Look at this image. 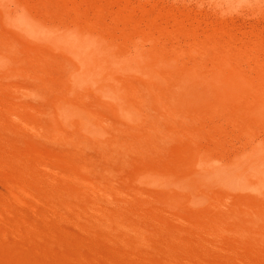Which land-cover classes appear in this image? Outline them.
<instances>
[{"label": "rangeland", "instance_id": "rangeland-1", "mask_svg": "<svg viewBox=\"0 0 264 264\" xmlns=\"http://www.w3.org/2000/svg\"><path fill=\"white\" fill-rule=\"evenodd\" d=\"M24 12H26V14ZM67 24L68 26H66ZM79 26H81V28ZM90 28H94V30L91 29L90 31ZM86 30H88V32ZM0 37H3L2 40L5 41L8 48L7 50L0 49V118L4 116L2 118L6 120V126H3L0 122V158L2 157L0 160V180L3 177L8 180L7 178L11 175L14 176L12 172H15V174L17 172L19 173V171L22 174L27 173V168L23 167L25 166L24 163L23 165L20 163V158L25 154L28 156V159H26V157L22 158L23 161L26 159L25 162H32L35 165H33L34 170L41 169L36 166L38 165L36 163H39V161L37 162L36 157H34L35 152L54 158L60 166H62V164H60L59 158L65 155L69 158L71 164L78 165L87 172H92L95 177L102 180L105 184L108 185L113 180L111 183H113L118 192L116 193V198L123 204L125 203L123 202L125 201L123 193L125 194L128 189L132 196L134 195L135 198L137 197L136 199L134 198L135 201H133V206L135 208H141L143 213L147 212L144 211L143 205L146 206L145 209L148 210L147 214L151 212L149 214L151 216L156 215V213H158L156 210L162 207H164L162 210L165 212H170L171 209L173 211L176 209L177 212H181L178 214L181 218V222H179L180 220L175 221L171 217H166V228H162L161 231L158 229L157 231L159 232L156 233L157 235L159 234L158 236L160 238L158 237L157 239L156 235V238L154 237L155 239L153 238L150 240L152 236L146 235L147 239H142L144 241L140 240L141 243L143 242L142 245L141 243L139 244V241L138 243H136V241L134 244L131 243L130 245L129 242L128 244L126 243L127 239H125L126 236L123 232L111 224V219V221L108 220L111 226H107L105 229L104 227H101L103 228L101 229L99 226H95V222L91 220V216L89 219L90 214L88 215L85 213L87 218L86 215L83 214V211L86 212V210L84 209V202L82 203L80 201H83L84 198L76 191H73L72 188L62 183L56 182L55 184V182H51L52 180L50 181L48 174L42 173L43 171L41 172L40 170L41 175L44 174L43 176L47 178L40 182H35L31 173H29V175H31L32 178L28 175L26 177L29 183L35 185L38 191L40 190L39 196L36 194L38 191L36 193L30 191L32 192L30 193L29 190L24 193H20L19 191V193L16 192L13 194L7 187L2 186V184L4 185L3 179L0 184V186H2L0 190L3 192L2 188L6 189L3 193L1 191L0 193H2L4 198H7V201L12 197L14 201L11 199L9 203L11 204L13 202V208L20 211L14 210V213L15 211L18 213H13V215L9 217L4 215L7 219H4L7 221V224H5L8 227L3 226V228L6 227V230L8 228L10 229H8L9 231L7 230L8 233L6 231L7 234L11 231L13 232H11L12 234L8 237L10 239L9 241H7V234H4L5 231H3V234L0 233L1 235H6L2 236V238L5 237L4 240L0 236V264H38L37 261H41V264L46 261L47 262L44 264H205L206 262L208 264H264V115L262 117L253 116L250 118L252 115L247 114L243 109H236L239 108V103L236 102L233 97H231L230 105H236L228 110V113L230 112L232 116L230 113H227V116L226 114L214 115V113L211 114L212 112L209 113V111L207 114V111L202 113L197 106L190 108L192 112L190 111L188 113H193L191 116L188 113L187 115H182L181 113V115H177L176 109V111L170 110L166 106L169 105L171 99L168 100L170 97L167 93L163 92L164 89L161 90V88H163L162 84H159L152 78V73L149 69L151 66L148 62L144 61L137 66L134 64L133 67H128L127 64H124L125 62L119 60L122 55H132L133 57L140 55L146 59L155 58L156 55L157 58H168V60H166L168 62L161 66L171 75L179 72L178 69L181 71V68H185L184 71L195 70L197 69L196 67H198L197 64L199 65L200 63L199 68L202 66V68H200L201 70L210 71L212 69L213 71L211 70L212 72L210 71L209 73L215 74H226V72L229 74L233 72V70L238 71V69L251 73L259 71L264 72V0H0ZM148 48H150V50ZM154 48H156V50ZM157 48H161V51H159L161 54L159 55V52L155 53L158 50ZM70 52L72 54H70ZM162 52H164V56H167L166 58L162 56ZM8 53L10 55H8ZM43 53L48 54L45 56H50L46 64L42 63ZM77 53L78 56L76 58L78 59L74 57L72 58L74 61H70V57L72 55L76 56ZM172 55L173 57H171ZM224 57L226 58V63H224L225 61L221 62L225 59ZM4 58L9 60L12 59L15 62L11 61L9 65H6L4 64L6 62ZM190 59L198 60L199 63L197 61L191 62ZM227 59L229 61L231 60L230 62L233 63V65L230 64L231 66H234L235 63V69L229 65L230 62H227ZM76 61H78L81 67L77 66ZM82 61L85 63L82 64L83 66L80 64ZM184 61L185 65L182 66V62ZM218 62L220 64L219 66H221L220 68H218ZM43 64L46 65V67ZM186 64L188 68L193 64L194 67L188 69L186 68ZM75 66L79 67V69ZM44 69L48 71V74L44 72ZM76 69L79 72L81 70V72L79 73ZM216 69L218 70L216 71ZM219 69L220 71L222 70V72H220ZM223 70L226 72H223ZM208 71L204 73L209 74ZM141 72L145 73L146 78L140 77ZM112 73L114 76H111ZM125 77L128 78L125 79ZM122 79H129L131 82L132 80H136L133 81V83L138 86H143L145 84L146 87H154V93L151 95L153 98L149 99L150 96H148V103L151 104L150 108L152 114L158 119L161 127L164 128L165 132L163 131L162 134L163 137L165 135V141L169 139V142L167 143L166 141L163 145L162 150V155H164L162 164L165 168L169 169L170 166L180 163V161L186 157H190L192 153L191 147L194 145H202L205 148L207 147L206 149L212 147L223 155L225 153L223 157L224 159L226 158V163L228 162V171H223L220 174L207 177H211L209 179L216 181L218 185L225 187L228 191V207L226 209L228 212L226 210L223 212V214H225V211L227 212L225 214L229 222L226 223L227 225H220L218 221L209 223L207 221L208 216L205 220L204 216L207 213H205L206 211L203 212L204 210L200 211L203 213L202 214L194 208H184L183 205L170 206L166 201L164 203L162 202V204H160V201V205L157 203V208L156 203H152L156 202L152 197L148 198L150 206L146 204L147 202L145 205L140 201V198L135 193L137 189L142 190L144 188V192L152 191L151 186L138 179L139 172L144 170L147 164L141 163L138 160L137 153L134 151L129 152L130 150L128 148H130V143H128L126 139L128 136L131 138L134 137L133 139H135V137L138 139V137L140 138V134L138 129L135 128L133 120L124 117L122 114H118L117 116L116 111L114 110V112L112 110V102L119 104L121 109L124 108L123 106L125 104L115 99L116 97L114 98L108 95L104 90L106 86L118 87ZM137 81L139 84H137ZM167 86L170 88V91L174 92L173 79L168 80ZM63 88L68 90V93L65 95L70 96L72 99L62 95L61 89ZM71 89L72 92L70 91ZM155 92L160 93L156 95ZM75 93H77V95H75ZM68 99L71 102L67 101ZM77 99L79 103L82 102V105L80 104L81 106L84 104L83 108L85 109L91 110L93 106L97 108L100 107V110L103 109V112L112 120V125L108 126L109 134L105 137L112 139L110 143L106 145L98 144L96 139L103 138L98 133L90 134L83 128H79V130L74 132H68L67 129L62 126L63 121L70 118L71 104L75 103ZM160 100L163 101L161 102L162 107L160 103H158ZM16 103L23 104V106L25 105L24 107L27 106L28 109H33V113L35 112L33 117H30V120L28 117L25 118L28 120V123L18 121L14 117L12 110L10 111V106L12 109ZM163 104L166 108L163 107ZM175 105H177L176 102ZM87 106H89V108H87ZM110 106L111 108L109 109ZM232 110L241 111V115L238 116L235 111ZM169 111L172 112L170 115L168 114L170 113ZM200 112L201 116L198 117ZM194 113H198L196 117H193V115H195ZM175 115H177V117ZM223 115L226 117H220ZM236 116H238V118L242 116L241 120L240 118L237 119ZM242 118H244V120H242ZM117 124L124 126L125 128H123L126 130V133H120L115 130ZM126 124L129 125L126 126ZM53 127H57L60 130L55 133V138L50 137L49 130ZM71 134L75 135L76 138L68 139V141L62 140L65 137L72 136ZM248 136H255V141L253 140L254 142L248 143ZM60 137L64 138L61 139ZM214 138L218 140L219 144ZM242 145H244L245 148ZM79 148H82L81 157H78L76 154ZM221 149L224 150V152ZM105 151L114 152L117 162L115 159H108L104 155ZM22 152L25 154L19 157L22 155ZM5 154H11V157L8 158ZM117 156H120V158ZM146 156L147 160L150 162L151 153H148ZM121 158L130 162H121ZM2 159L5 161V164L8 165L9 163L13 166H10L12 172L7 170L9 174L8 172L6 173V169L10 167L4 166V163H2L4 161ZM28 172L30 171L28 170ZM18 173L16 174L17 176ZM21 173L19 174L22 175ZM25 175L26 174H24V176ZM14 177L11 176L9 181L18 185V177ZM41 185L43 186L41 187ZM50 185L56 192L60 191V194H58L61 196L57 193L50 192L52 190L49 188L53 189ZM58 187L59 190H57ZM45 188H48V191ZM121 188L123 193L121 192L122 190H120ZM8 191L10 192L9 194ZM26 193L29 195L32 194V196L34 195L33 198L30 196L29 199V195ZM40 194H43L42 196L45 197L42 198ZM65 194L73 199L74 202H71L72 204L76 203V207L77 205L80 207L81 204L84 206H81L79 209L77 208L79 212L82 210V212H80V217H78L79 215H77L78 218L76 217V214L79 213L75 212L77 211L75 210L76 208H72L74 211L70 209L71 207L69 208L70 211L76 213L73 214L69 210H66L68 208L65 209L60 203L58 204L60 199H63L62 196H66ZM57 195L60 199H56ZM15 197L21 198L17 200ZM49 197L52 198L51 200L53 202H51ZM151 199H153V201ZM44 200H46V202ZM107 200L106 205H104L105 203L102 204L111 208V206H109L110 201L108 198ZM16 202H19L20 206L23 204L26 205L28 202L29 209L26 207L27 205H23L26 208L23 206H21V208ZM36 202L39 203L37 204ZM48 202L56 205V209L52 204L47 205L46 203ZM14 203H16L17 206L14 205ZM40 204H42L43 207ZM163 204L167 206V210L169 209L168 211ZM233 206L238 208L239 211ZM35 207H38V209L40 208L41 211L39 209L38 212L37 209L36 212ZM50 207H52V210L47 209ZM139 208L135 211H142ZM230 208H233L234 211H232V209L230 210ZM54 209L59 213L58 217L54 212L56 214L55 216L59 220L62 219L60 222H58V219H55L54 213L51 212L55 211ZM21 210L22 213L20 214ZM42 211H44L45 214H42ZM46 211H48L50 215ZM23 212L24 214L26 213L27 216L24 215ZM198 213L202 216L201 219L203 221L200 220L201 216L198 215ZM16 214H18V217H15ZM196 214L201 222L199 220L195 222L194 218H198L195 217L197 216ZM245 214L246 216H244ZM23 215L27 218L29 216L30 221L26 220V223V221H24L26 217ZM42 215H47L49 218L54 217L52 220H57V222H55L58 224L52 223V221H50L51 219L49 220V218L44 216L43 218H46V220L50 222L49 225L48 222L42 218ZM61 215L62 217H60ZM181 215L184 219H182ZM13 217L14 219H19L15 221ZM32 218L36 221L35 223L37 225L35 224V226L40 227V229L36 227L39 230L31 225L34 222ZM12 220L15 221L14 223L21 221L24 224L25 222L26 229L20 227L22 225L20 222V226H18L20 223H17L18 225L16 224L20 229V232L19 230L17 231ZM142 220L136 215V212L130 215V221H132L131 223L133 225L143 224L144 227L148 228L150 225H146L149 221L146 219ZM144 220L147 221L146 224ZM28 222H32L29 224L32 227L28 225ZM11 224L14 225V227H12L13 229L9 227ZM52 224L54 226H52ZM170 224H172V226ZM173 225L176 226V228L179 226L184 229V231L174 228ZM56 226H59L57 228L61 227L62 230L57 229ZM168 226L173 228L169 230ZM51 228L54 231L53 234ZM213 229L219 230L220 236L208 233H213ZM25 230H29V232H27L30 233L28 234L29 236ZM176 230L178 232H176ZM37 231L38 233L44 232L46 236H43V234H39V236H43L45 240H43L42 237V239L38 238ZM55 231L66 232V236L62 232L58 233ZM35 232L37 234H35ZM67 232L70 233V235L67 234ZM56 233L59 237L62 235L61 240L59 237H54V235H57ZM192 233L198 236H192ZM133 234L136 235L134 231H132V235ZM48 235H51V239L53 236V239L51 240L48 238ZM27 236L30 239H27ZM107 236L108 238L110 237V239L107 240L105 238ZM66 237L69 238V241L72 240V242L65 240L67 239ZM148 237L150 239H148ZM171 237L175 238L176 242ZM23 238H25L24 241ZM31 239L32 241H29ZM105 239L108 242H106ZM111 240L113 244L110 242ZM32 242H35V244ZM10 243L13 244L11 245ZM70 244H72V246ZM255 245H257L256 249ZM21 246L24 248L21 249ZM144 246L147 248L145 249ZM221 246L223 248H221ZM225 246H227L226 248H228V250H226ZM26 248L31 255L33 254L32 256ZM41 248L43 249L41 250ZM148 248L149 250L152 249V252L148 251L149 253H146ZM170 248L171 250H169ZM135 250H137V253L139 251V253L137 254L134 252ZM211 250L212 252H210ZM36 251L41 253L38 254ZM194 251L197 253L196 255ZM203 251L209 252V254H203ZM257 251H261L262 255H258ZM120 252L124 254L117 255ZM201 253L203 256L200 255ZM58 254L60 255L59 259L57 257ZM211 254L215 257L210 256ZM218 254H220V257H218ZM33 256H35V258ZM127 256L128 258L124 259V257ZM134 256L137 258L134 259ZM221 257L225 259L224 261L222 259L223 262L220 259Z\"/></svg>", "mask_w": 264, "mask_h": 264}, {"label": "bare ground", "instance_id": "bare-ground-1", "mask_svg": "<svg viewBox=\"0 0 264 264\" xmlns=\"http://www.w3.org/2000/svg\"><path fill=\"white\" fill-rule=\"evenodd\" d=\"M5 13V12H4ZM25 14H26V12H24ZM67 23V22H66ZM75 24V23H74ZM66 26H68V24L66 25ZM65 26V27H66ZM78 26V25H77ZM69 27H70V25H69ZM80 28H81V26H79ZM93 27V26H92ZM71 28V27H70ZM95 28V27H94ZM94 28H90V31H91V29H93L94 30ZM83 29V28H82ZM72 30V29H71ZM84 31V30H83ZM87 32H88V30H86ZM86 32V33H87ZM93 33H95L94 31H92ZM90 33V32H89ZM98 33V32H97ZM96 34V33H95ZM99 34V33H98ZM85 36V35H84ZM3 38V37H2ZM2 38L0 37V49H4V50H7L8 48H7V45L5 44V41H3L2 40ZM129 41V40H128ZM78 42H80V41H78ZM84 42V41H83ZM132 42V41H131ZM89 43V42H88ZM81 44V43H80ZM86 44V43H85ZM132 44H133V42H132ZM89 46V45H88ZM98 46V45H97ZM130 46V45H129ZM9 47V46H8ZM107 47V46H106ZM132 47V46H131ZM136 47H138V46H136ZM139 47H142V46H139ZM156 47H157V45H156ZM160 47V46H159ZM158 47V48H159ZM161 47H162V45H161ZM87 48V47H86ZM157 48V49H158ZM10 49V48H9ZM91 49V48H90ZM149 50H150V48H148ZM155 50H156V48H154ZM13 50V49H12ZM93 50V49H92ZM159 51H161V48L160 49H158L155 53H157V52H159ZM3 52V51H2ZM102 52V51H101ZM100 52V53H101ZM12 53V52H11ZM79 53V52H78ZM78 53L76 54V56H71L69 59H70V61L72 60V58H76L77 56H78ZM164 52H162V54H163ZM70 54H72L71 52H70ZM69 54V55H70ZM159 54H161V52H159L158 53V55ZM8 55H10L9 53H8ZM45 55H48L47 53L45 54V53H43V55H42V60H43V62L42 63H44V64H46V61H47V59L50 57H48V56H45ZM86 55V54H85ZM88 55V54H87ZM95 55V54H94ZM7 56V55H6ZM99 56V55H98ZM107 56V55H106ZM162 56H164V54L162 55ZM81 57V56H80ZM165 58L167 57V56H164ZM171 57H173V55L171 56ZM176 57H177V55H176ZM1 58V57H0ZM52 58V57H51ZM225 58V57H224ZM35 59V58H34ZM38 59H40V58H38ZM67 59V58H66ZM76 59H78V58H76ZM98 59V58H97ZM170 59V58H169ZM173 59V58H172ZM175 59V58H174ZM177 59H178V57H177ZM176 59V60H177ZM223 59V58H222ZM1 60V59H0ZM4 60L6 61L4 64H6V65H9L10 63H11V61H13L12 59L11 60H9V59H5L4 58ZM85 60V59H84ZM95 60H96V58H95ZM119 60H121L122 62H125L124 64H127V66L128 67H133V65L135 64L136 66L138 65V64H142V62H144V61H146V62H148L149 63V65L151 66V68L149 67V69H150V71H151V73H152V78L156 81V82H158L159 84H162V87L163 88H161V90H163L164 89V91L163 92H165V93H167V95L170 97L168 100H170V102H169V105H166L167 107H168V109H170V110H174V111H176V113H177V115L179 114V115H187V113L188 112H190L191 111V107H193V106H197V107H199V110L200 111H202V113L204 112V111H207L206 112V114L208 113V111H209V113L210 112H212L211 114H213L214 113V115H216V114H226V116L230 113H228V110H229V108H231L232 106H234V105H236V104H234V105H230V100L232 99L231 97H233L234 98V100H236V102H238L239 103V108H236L237 110H244L247 114H250V115H252L250 118H252L253 116H259V117H262L263 115H264V72L263 71H259V72H254V73H251V72H247V71H244V70H239L238 69V71H234L233 70V72H231V73H229V71H228V73L229 74H227V72L226 71H224L223 70V72H226V74L225 73H218V74H215V73H209L210 71H208V73L209 74H207V73H204V72H207V71H204V70H201L200 68H202V66L199 68V66H200V64L198 65L196 62V64H197V66L198 67H196V65H195V67L197 68V69H195V70H192V71H184V69H182L181 68V71H180V69H178L179 70V72H176L175 74H170V73H168V72H166V70L164 69V67L163 66H161V65H163L164 63H166V62H168V61H166V60H168V58L167 59H163V58H157V55H156V57L154 58V57H152V58H143L142 56H140V55H136L135 57H133L132 55L131 56H126V55H122V57L120 56V58H119ZM179 60V59H178ZM219 60V59H218ZM49 61V60H48ZM72 61H74V60H72ZM79 61V60H78ZM78 61H76L77 62V66H79V63H78ZM103 61V60H102ZM188 61V60H187ZM190 61L192 62V61H197L198 62V60H191L190 59ZM189 61V62H190ZM221 61V60H220ZM219 61V62H220ZM223 61H225L224 63H226V58L224 59V60H222L221 62H223ZM231 61V60H230ZM228 59H227V62H230ZM256 61H257V58H256ZM13 62H15V61H13ZM53 62V61H52ZM69 62V61H68ZM80 62V61H79ZM93 62V61H92ZM176 62H178V63H181V62H179V61H176ZM219 62L217 63V65L219 66L220 64H219ZM238 62V61H237ZM58 63V62H57ZM71 63V62H70ZM103 63V62H102ZM199 63V62H198ZM43 64V65H44ZM74 64V63H73ZM81 65L82 64H85V63H83V61H82V63H80ZM230 64H232L233 65V63H229V65ZM59 65V64H58ZM75 65V64H74ZM183 65H185V61L184 62H182V66ZM194 65V64H193ZM193 65H191V67L189 66V68H192V67H194ZM45 67H46V65H44ZM77 66H75V67H77ZM83 66V65H82ZM179 66V65H178ZM187 66V67H186ZM186 68H188V65L186 64ZM228 66V65H227ZM231 66V65H230ZM79 67H81V66H79ZM79 67H77V69H79ZM98 67V66H97ZM96 67V68H97ZM221 66H219L218 68H220ZM232 68L234 67V69H235V63H234V66H231ZM188 68V69H189ZM76 69V70H77ZM90 69V68H89ZM94 69V68H93ZM187 69V70H188ZM202 71V73H201V71ZM223 69V68H222ZM178 70H176V71H178ZM206 70V69H205ZM215 70V69H214ZM218 69H216V71H217ZM78 71V70H77ZM83 71V70H82ZM213 71V70H212ZM211 71V72H212ZM219 71H220V69H219ZM230 71H232V70H230ZM44 72L46 73V74H48V71L46 70V69H44ZM79 72V71H78ZM77 72V73H78ZM80 72H81V70H80ZM79 72V73H80ZM220 72H222V70L220 71ZM174 73V72H173ZM82 74V73H81ZM87 74H88V71H87ZM122 74V73H121ZM74 75V74H73ZM76 75V74H75ZM80 75V74H79ZM81 76V75H80ZM87 76V75H86ZM111 76H114V74L112 73L111 74ZM127 76V75H126ZM79 77V76H78ZM77 77V78H78ZM124 77V76H123ZM140 77L141 78H146V76H145V73L144 72H141L140 73ZM71 78H73V77H71ZM104 78V77H103ZM128 78V77H127ZM126 77H125V79H127ZM130 78V77H129ZM139 78V77H138ZM81 79H83V78H81ZM106 79V78H105ZM125 79H122V82L120 81L119 82V86L118 87H112V86H106L105 88H104V90H105V92L108 94V95H110V96H112V97H116L115 99H117L118 101H120L121 103H124L125 105L123 106L124 108L123 109H121L120 108V105L119 104H117L116 102L114 103V102H112L113 103V108H112V110L114 111H116V115L118 116V114H122L124 117H126V118H130L131 120H133V122H134V125H135V128L136 129H138V132H139V134H140V138L138 137V139H136V137H135V139H133V138H131V137H127L126 139H127V141H128V143H130L129 145H130V148H128L130 151L129 152H131V151H134L135 153H137V155H138V160L141 162V163H145V164H147V167L144 169V170H141L140 172H139V174H138V179L139 180H141L143 183H145V184H147V185H149V186H151V189H152V191H149V192H144L143 190H144V188L141 190H139V189H137L136 191H135V193H136V195H138V197L140 198V201L143 203V204H145L146 202V204H148V206H150V203H148V198H150V197H152V198H154V201H156V202H152V203H156V205H157V203L159 204V202L161 201V203L160 204H162V202L164 203L165 201L167 202V204L168 205H170V206H179V205H183L184 206V208H188V207H190L189 209H196V210H198V212H200L201 210L203 211V212H205V213H207L206 215H205V213H204V217H205V220H206V217L208 216V218H207V221L209 222V223H213V222H215V221H218V223H220V225L222 224L223 226L228 222L227 221V219H228V217L225 215L227 212H228V210H226L227 209V207H228V191H227V189L225 188V187H221L220 185H218L217 183H216V181H214V180H211V179H209V178H211V177H207V176H213V175H216V174H220V173H222L223 171H228V162L226 163V161H225V159H224V157L223 156H225V153H224V155L222 154V153H220L218 150H216V149H213L212 147V149L211 148H209V149H206L205 147H203L202 145H194L193 147H191V151H192V153H191V156L190 157H186L185 159H183L182 161H180V163H178V164H176V165H173V166H170V168L169 169H167V168H165L164 166H163V164H162V159H163V156L164 155H162V150H163V145L165 144V142L167 141H165V135H164V137H163V134H162V132L164 131V128H162L161 127V125H160V123H159V121H158V119H156L155 117H154V115L152 114V110H151V104L150 103H148V96H150L149 97V99H152L153 97L151 96L153 93H154V87H146L145 86V84L142 86H138V85H136L135 83H133V81H136V80H132V82H131V80L129 81V79L128 80H125ZM170 79H173V81H174V88H175V90H174V92H172V91H170V88H168V86H167V83H168V80H170ZM73 80V79H72ZM78 80V79H77ZM102 80H104V79H102ZM142 80V79H141ZM71 81V80H70ZM74 81H76V80H74ZM73 81V82H74ZM139 82H140V80H139ZM139 82L137 81V84H139ZM107 83V82H106ZM142 83V82H141ZM146 83V82H145ZM155 83V82H154ZM173 84V83H172ZM171 85V84H170ZM151 86H152V84H151ZM229 86V87H228ZM81 87V86H80ZM49 88H50V86H49ZM76 88V87H75ZM229 88V89H228ZM69 89V88H68ZM74 89V88H73ZM71 92H72V89L70 90ZM70 91H69V94H70ZM79 91V90H78ZM160 91V90H159ZM61 92H62V95L64 96V97H67L68 95H65V94H67L68 93V90L66 89V88H63V89H61ZM77 92V91H76ZM79 93V92H78ZM156 93V92H155ZM157 93H160V92H157ZM157 93H156V95H157ZM75 95H77V93H75ZM155 95V94H154ZM159 95V94H158ZM163 95V94H162ZM230 95H232V96H230ZM165 96H166V94H165ZM69 98H70V96H68ZM67 97V98H68ZM104 97V96H103ZM111 97V98H112ZM163 97V96H162ZM78 98V97H77ZM79 98H81V97H79ZM70 99H72V98H70ZM83 99V98H82ZM105 99V98H104ZM164 99V98H163ZM213 99V100H212ZM64 100H66V99H64ZM84 100V99H83ZM162 100V99H161ZM160 100V102H158V103H160V106L162 107V105H161V102H163V101H161ZM165 100V99H164ZM167 100V99H166ZM67 101H70L69 99L67 100ZM76 102L75 103H72L71 105V108H70V112H71V115H70V118H67L65 121H63V125L62 126H64L65 127V129H67V131L68 132H74V131H76V130H79V128H83L85 131H87L88 133H90V134H100V136H102L103 138H101V139H96V142L98 143V144H108V143H110L111 141H112V139H109V138H105L108 134H109V131H108V126H110V125H112V120L110 119V118H108V116L103 112V109L102 110H100V107H92V109L91 110H89V109H85V108H83V106H84V104H83V106H81L82 104V102L81 103H79V100L77 99V100H75ZM158 101V100H157ZM71 102V101H70ZM105 102V101H104ZM175 102L177 103V105H175ZM79 103V104H78ZM157 103V104H158ZM174 103V104H173ZM81 104V105H80ZM109 104H111V103H109ZM109 104H108V106H109ZM165 104V103H164ZM164 104H163V107L164 108H166V106H164ZM168 104V103H167ZM150 105V106H149ZM238 105V104H237ZM25 106V105H24ZM23 106V104L21 105V104H17L16 103V105H14L13 106V108L11 109V106H10V111L12 110V112L14 113V117L18 120V121H20V122H26V123H28V120L27 119H25V118H29V120L33 117V115H34V113H33V109L31 110V109H28L27 108V106L26 107H24ZM82 107V108H81ZM86 107V106H85ZM242 107V108H241ZM87 108H89V106H87ZM111 108V106L109 107V109ZM234 108V107H233ZM153 109V108H152ZM176 109V110H175ZM9 110V109H8ZM165 110H167V109H165ZM37 111V110H36ZM112 111V113L114 114V112ZM168 111V110H167ZM174 111H173V113H174ZM232 111H235V113L239 116V115H241V111H236V110H232ZM170 112V111H169ZM192 112V111H191ZM239 114H238V113ZM172 112H170V113H168L169 115L171 114ZM181 113V114H180ZM195 113H196V111H195ZM194 113V114H195ZM228 113V114H227ZM233 113V112H232ZM234 113V114H235ZM243 113V112H242ZM188 114H190V116L193 114H191V113H188ZM198 114V113H197ZM197 114H195V115H193V117L195 116H197ZM231 114V113H230ZM233 114V115H234ZM115 115V116H116ZM177 115H175L176 117H177ZM208 115H210V114H208ZM207 115V116H208ZM2 116V115H1ZM32 116V117H31ZM116 116V117H117ZM201 116V112H200V115H198V117H200ZM225 115H223V116H220V117H224ZM225 116V117H226ZM231 116H232V114H231ZM238 116H236L237 117V119H239L240 118V120H241V117L242 116H240L239 118H238ZM2 117H4V116H2ZM0 118V122H1V124L3 125V126H6V120H4L3 118ZM31 117V118H30ZM119 117H120V115H119ZM179 117V116H178ZM188 117H189V115H188ZM193 117H192V119H193ZM204 117H206V116H204ZM217 117V116H216ZM60 118V117H59ZM209 118V117H208ZM218 118V117H217ZM249 118V119H250ZM174 119V118H173ZM176 119V118H175ZM214 119H215V117H214ZM228 119V118H227ZM242 120H244V118H242ZM31 122V121H30ZM29 122V123H30ZM59 122V121H58ZM61 122V121H60ZM125 122V121H124ZM245 122V121H244ZM126 123H128V122H126ZM55 125V124H54ZM58 125V124H57ZM127 125H129V124H126V126ZM49 126H50V128H51V125L49 124ZM124 126H122L121 124L119 125V124H117V126L115 127V130H117L118 132H120V133H126V130H124V128H123ZM132 127V126H131ZM164 127V126H163ZM129 128V127H128ZM135 128H133L134 130H136ZM49 129V128H48ZM133 129H130V130H133ZM166 129V128H165ZM81 130V129H80ZM128 130V129H127ZM50 131V137L51 138H55L56 136H55V133H57V132H59L60 130H59V128H57V127H53L52 129H50L49 130ZM165 132V131H164ZM129 134V133H128ZM72 135V134H71ZM249 137V141H248V143L249 142H254L255 141V136L253 137V136H248ZM247 137V138H248ZM61 139L62 138H64V137H60ZM75 139L76 137H75V135H72V136H70V137H65L64 139H62L63 141H68V139ZM257 139H259L258 137H256ZM66 139V140H65ZM215 139V138H214ZM213 139V140H214ZM254 140V141H253ZM261 140V139H260ZM74 141V140H73ZM215 141L219 144V142H218V140H216L215 139ZM169 142V139H168V141H167V143ZM245 143H246V141H245ZM221 144V143H220ZM213 145H214V142H213ZM222 145V144H221ZM246 145V144H245ZM168 146V145H167ZM211 146V145H210ZM217 146V145H216ZM218 146H220V145H218ZM244 148H245V146L244 145H242ZM81 147V146H80ZM223 147H227V146H223ZM222 147V148H223ZM243 147H242V149H243ZM215 148V147H214ZM218 148V147H217ZM220 149V148H219ZM247 149V148H246ZM120 150H121V147H120ZM222 150V149H221ZM82 151V148H79L78 149V152L76 153L77 154V156L78 157H81V152ZM223 152H224V150H222ZM258 151V150H257ZM128 152V151H127ZM242 152V151H241ZM246 152V151H245ZM249 152V151H248ZM148 153H151V157H150V162L147 160V156L146 155H148ZM230 153V152H229ZM250 153V152H249ZM25 153H23L22 152V155H20L19 157H21V156H23ZM5 155H7V154H5ZM11 155V154H10ZM10 155H7V157L9 158V157H11ZM26 155V154H25ZM23 156V157H21L20 159V163L23 165V163H24V165L25 166H23V167H26L27 168V173H24V174H26L25 176H24V174H22L20 171H19V173H21L22 175H20L18 172V176L15 174V172H12L10 169H11V167L10 166H12V165H10L9 163H8V165L7 164H5V161L4 162H2V163H4V166L6 165V167L7 166H9L10 168L8 169V167H7V169H6V173L8 172V171H10V172H12V174L14 173V176H16V177H14L13 175H11L12 177H14V178H17L18 177V181H19V183H18V181H17V183H18V185H15L14 184V182L12 183L11 181H9L10 179H11V176L10 175H8V176H10L9 178H7L8 180H6V179H4V177L0 180V184H1V181L3 180V183H4V185L2 184V186L4 187H7L8 189H9V191L10 192H12L13 194H15L16 192H18L19 193V191H20V193H24L25 191H27V190H29V192L30 191H32L33 193H36L37 191H38V188L35 186V185H33L32 183H29V181L28 180H26V179H28V178H26L27 177V175L30 177V178H32L33 177V180L35 181V182H40V181H42L43 179L45 180L46 178L43 176V175H41V173H40V170H41V172L42 173H46V174H48V177H50V181L51 182H55V184H56V182H58V183H62V184H64L65 186H67V187H69V188H72L73 189V191H76L80 196H82L83 198H84V200L83 201H80V202H84L83 204H84V206H82V204H81V206L82 207H84V209L86 210V212L85 211H83L84 213L83 214H85V213H87L88 215H89V219H90V216H91V220H93L94 222H95V226H99L100 228L101 227H104V229L107 227V226H111V224L113 225V226H116V228H118V229H120L122 232H123V234L126 236V238L125 239H127L126 241V243L128 244V242L130 243V245H131V243H135L136 241V243H138V241H139V244L141 243V241H144V240H142V239H147L146 237V235H150V236H152L151 237V239L148 237V239H150V240H152L154 237L156 238V233L157 232H159V231H157L158 229H160V231H161V229L162 228H166V226H167V224H166V217L168 218H172V219H174L175 221L176 220H180L181 218L179 217V213H181V212H177L176 211V209H174L175 211H176V213H175V211H173L172 209L170 210V212H165V211H163L162 209L164 208V207H162V208H158V205H157V208H158V210H156V211H158V213H156V215H154V216H151V215H149L150 213H148L147 214V212H148V210H146L145 208H146V206H144L143 205V207H144V211H147L146 213L144 212L143 213V210L141 209V208H139V207H137V208H135L134 206H133V201H135L134 200V195L132 196L131 194H130V191L127 189V191L125 192V190H124V192H125V194L123 193V190H122V188L120 189V190H122L121 192L123 193V196H125V201H123V202H125L124 204L122 203V202H120V201H118L119 199H117L116 197V193H118L117 191H116V189H115V187H114V185H113V183H111L110 181V184H105L102 180H100L99 178H97V177H95L94 176V174L92 173V172H87V171H85V170H83V168L82 167H80V166H78V165H73V164H71L70 163V161H69V158L67 157V156H65V155H63V156H61L59 159H60V164H62V166H60V165H58L59 163H57L56 161H55V159L54 158H52V157H50V156H47V155H44V154H42V153H39V152H35L34 153V157H36V161L38 162L39 161V163H36V164H38V165H36V166H38L39 167V169L40 170H34V164L32 163V162H25V160L26 159H28L27 157V155L26 156ZM104 155L108 158V159H110V160H114L115 159V161L117 162V160H116V154L114 153V152H112V151H105L104 152ZM229 155V154H228ZM77 156H76V158H77ZM233 156V155H232ZM4 157V156H3ZM26 157V159H24V161H23V159L22 158H25ZM118 157V156H117ZM235 157V156H234ZM258 157H259V155H258ZM2 158V157H1ZM1 158H0V160H1ZM118 158H120V156L118 157ZM230 158V157H229ZM228 158V159H229ZM232 158V157H231ZM236 158V157H235ZM5 159H6V157H5ZM11 159V158H10ZM10 159H9V162H10ZM121 160V162H130V161H128V160H126V159H120ZM6 161H7V159H6ZM28 161H30V160H28ZM59 162V161H58ZM119 162V161H118ZM7 163V162H6ZM73 163V162H72ZM127 164H129V163H127ZM34 165V166H33ZM172 165V164H171ZM13 167V166H12ZM84 167V166H83ZM88 167H90V166H88ZM167 167V166H166ZM25 168V169H26ZM36 169H38V168H36ZM85 169H87V168H85ZM238 169V168H237ZM8 170V171H7ZM13 170H15V171H17L16 169H13ZM28 170L30 171V172H28ZM88 170V169H87ZM90 171V170H89ZM2 172V171H1ZM29 173H31V175H32V177H31V175H29ZM8 174H9V172H8ZM8 176H6V177H8ZM5 177V178H6ZM112 178V177H111ZM114 179V178H113ZM31 180V179H30ZM31 182V181H30ZM116 182V181H115ZM47 183V182H46ZM58 183H57V185H58ZM43 184V183H42ZM54 184V183H53ZM62 184H61V187H62ZM47 185V184H46ZM2 186H0V188L2 187ZM43 185H41V187H42ZM51 186V185H50ZM52 187V186H51ZM40 188V187H39ZM53 188V187H52ZM139 188H142V187H139ZM156 188H158V189H156ZM6 188H2V190H3V192H4V190H5ZM7 189V190H8ZM46 189V188H45ZM48 189V188H47ZM46 189V190H47ZM50 190H52V191H50V192H53V193H59L60 191H58V192H56L55 190H54V188L53 189H51V188H49ZM65 189V188H64ZM119 189V188H118ZM148 189V188H147ZM7 190H6V193H7ZM57 190H59V187L57 188ZM66 190V189H65ZM132 190V189H131ZM150 190V189H149ZM155 190H157V191H155ZM159 190V191H158ZM1 191V190H0ZM8 191V194L10 193ZM40 191V190H39ZM39 191L36 193L37 195L39 194ZM48 191V190H47ZM129 191V192H128ZM134 191V190H133ZM2 192V191H1ZM2 192V193H3ZM32 192H30V193H32ZM45 192V191H44ZM2 193H0L1 195H0V233L1 234H3V231H5L4 232V234L6 233V231L9 229H5L6 227H4L3 228V226H7L6 224V222L7 221H5L4 219H6V217L4 216V215H7V217H9V216H12L13 215V213H14V210H17V209H14L13 208V202L10 204L9 202H11V199H12V197H11V199H9L8 201H7V198H6V200H5V198H4V196L2 195ZM40 193H43V192H40ZM47 193V192H46ZM45 193V194H46ZM52 193V194H53ZM134 193V192H133ZM146 193H149V194H146ZM5 194V193H4ZM7 194V195H8ZM26 194H28V193H26ZM60 194V193H59ZM58 194V195H59ZM66 194H68V193H66ZM65 194V195H66ZM22 195V194H21ZM29 195V194H28ZM41 195V197L43 198V197H45V196H42L43 194H40ZM54 195V194H53ZM57 195V197H56V199H60V197L59 196H61V195H59L58 196ZM135 195V196H136ZM18 196V195H17ZM24 196V195H23ZM27 196V195H26ZM30 196H32V194L31 195H29L28 197H29V199H30ZM34 196V195H33ZM33 196L31 197V198H33ZM39 196V195H38ZM56 196V195H55ZM68 195H66L65 197L64 196H62V198L63 199H60V202H58V204L60 203V205L61 206H63L65 209L66 208H68V209H66V210H69L70 211V209L71 210H73V209H75V210H77V211H75L76 213L77 212H79V208L81 207H79L78 205H77V207L75 206V204L76 203H73L72 204V202H74L73 201V199L71 198V200H70V198H69V196L67 197ZM119 196V195H118ZM9 197V196H8ZM14 197V196H13ZM10 198V197H9ZM16 198V197H15ZM19 198H21V197H19ZM19 198H16L17 200L19 199ZM82 198V199H83ZM107 198L109 199V201H110V205H109V203H108V205L109 206H111V208H113V209H111V208H108V206L106 207V206H104V205H106L107 203H106V200H107ZM137 198V197H136ZM135 198V199H136ZM23 199V198H22ZM28 199V198H27ZM37 199V198H36ZM47 199V198H46ZM49 199L51 200L52 198L51 197H49ZM13 200V199H12ZM33 200V199H32ZM31 200V201H32ZM38 200V199H37ZM50 200H47V201H50ZM152 201H153V199H151ZM14 201V200H13ZM16 201V200H15ZM34 201V200H33ZM38 201H40V200H38ZM45 202H46V200H44ZM55 201V200H54ZM72 201V202H71ZM77 201V200H76ZM108 201V200H107ZM25 202V201H24ZM51 202H53L52 200H51ZM51 202H48V203H46L47 205H49V204H52ZM56 202V203H57ZM16 203H18L19 204V206H20V203L19 202H16ZM16 203H14V205H16ZM23 203V202H22ZM37 203V202H36ZM39 203V202H38ZM37 203V204H38ZM41 203V202H40ZM104 205H103V204ZM151 203V204H152ZM42 204H44V203H42ZM42 204H40V205H42ZM78 204V203H77ZM138 204V203H137ZM145 204V205H146ZM159 204V205H160ZM23 205H25V204H23ZM23 205H21V206H23ZM27 205V206H26ZM25 206L28 208V202H27V204H26ZM39 205V206H40ZM46 205V206H47ZM52 205H54V204H52ZM60 205H58V206H60ZM139 205V204H138ZM154 205V204H153ZM233 205V204H232ZM17 206V205H16ZM20 206V207H21ZM55 206V209H56V205H54ZM113 206V207H112ZM135 206H137V205H135ZM163 206H165L164 204H163ZM24 207V206H23ZM26 207H24V208H26ZM42 207H43V205H42ZM45 207V206H44ZM71 207V208H70ZM156 207V206H155ZM155 207H154V209H155ZM166 207V210H167V206H165ZM232 207V206H231ZM234 207V206H233ZM17 208H19V207H17ZM22 208V207H21ZM36 208V207H35ZM52 207H50V208H47V209H51ZM70 208V209H69ZM73 208V209H72ZM78 208V209H77ZM134 208H135V210H137L138 208L139 209H141L142 211H135L134 210ZM156 208V209H157ZM177 208V207H176ZM234 208H236V207H234ZM254 208H256V207H254ZM260 208V207H259ZM29 209V208H28ZM32 209V208H31ZM37 209H38V207L36 208V212H37ZM40 209V208H39ZM39 209H38V212H39ZM46 209V210H47ZM54 209V210H55ZM232 209V211H234L233 210V208H230V210ZM237 210H238V208H236ZM258 209V208H257ZM52 210V209H51ZM62 210V209H61ZM81 210V209H80ZM169 210V209H168ZM167 210V211H168ZM224 210H226L225 211V214H223V212H224ZM236 210V211H237ZM244 210V209H243ZM18 212L20 211V210H17ZM31 211V210H30ZM29 211V212H30ZM40 211H41V209H40ZM64 211V210H63ZM74 211V210H73ZM73 211H70V212H72L73 214H76L75 212H73ZM134 211V212H133ZM239 211V210H238ZM237 211V212H238ZM246 211V210H245ZM263 211V210H262ZM18 212H16L15 211V213H18ZM26 212V211H25ZM28 212V211H27ZM33 212V211H32ZM32 212H31V214H32ZM46 212H48V211H46ZM52 213H56L57 214V216L59 217V213L55 210V211H51ZM80 212H82V210L80 211ZM77 213L76 214V217H77V215H79L78 217H80V215H81V213ZM136 212V215L140 218V220H142V219H146L147 221H149L148 222V224L146 225V226H149L148 228H146V227H144L143 226V224H132L131 222L132 221H130V215L132 214V213H135ZM188 212H189V210H188ZM196 212V211H195ZM14 213V214H15ZM22 213V210H21V212H20V214ZM54 213V216L56 215ZM138 213V214H137ZM190 213V212H189ZM197 213V212H196ZM200 213H202V212H200ZM236 213V212H235ZM239 213V212H238ZM248 213V212H247ZM23 214H24V212H23ZM34 214V213H33ZM42 214H45V212L44 211H42ZM48 214H49V212H48ZM64 214H65V212H64ZM73 214H70V215H73ZM194 214V213H193ZM203 214V213H202ZM240 214H242V213H240ZM24 215H26V213L24 214ZM23 215V216H24ZM39 215H40V213H39ZM50 215V214H49ZM86 215V214H85ZM197 215V214H196ZM198 215H200L199 213H198ZM198 215L197 216H195V217H198ZM3 216H4V218H3ZM18 217V214H16L15 215V217ZM22 216V217H23ZM27 216V215H26ZM26 216H24V217H26ZM34 216V215H33ZM36 216H37V214H36ZM44 216H46L47 217V215H42V218L44 217ZM53 216V215H52ZM182 216V215H181ZM201 216V215H200ZM233 216V215H232ZM235 216V215H234ZM244 216H246V214L244 215ZM253 216V215H252ZM19 217H20V215H19ZM23 217V218H24ZM56 217V216H55ZM60 217H62V215L60 216ZM74 217V216H73ZM77 217V218H78ZM203 217V218H204ZM240 217H242V216H240ZM35 218V217H34ZM47 218H49V217H47ZM54 218V217H53ZM52 217L51 218H49V220L50 221H52V223H56L57 222V220H55V219H58L57 217L54 219L55 221H53L52 219H53ZM85 218V217H84ZM86 218H87V215H86ZM194 218V217H193ZM202 218V216L200 217V220H202L201 219ZM256 218V217H255ZM9 219V218H8ZM13 219H14V217H13ZM19 219V218H18ZM17 218L16 219H14L15 221H17L18 220ZM30 218H29V216H28V218L26 217V219L24 220V221H26V220H29ZM43 219H45L46 220V218H43ZM112 221H111V220ZM182 219H184L183 218V216H182ZM7 220V219H6ZM14 220H12L13 221V223L15 222ZM34 219L32 218V221H33ZM60 220H62V219H60ZM60 220L58 219V222H60ZM108 220H110L112 223L109 225V223H110V221H108ZM146 220H144V222H145V224L147 223V221ZM194 220H195V222L197 221V220H199V217L198 218H194ZM199 220V221H200ZM205 220H204V222H205ZM257 220V219H256ZM5 221V222H4ZM11 221V222H12ZM20 221V220H19ZM30 221V220H29ZM47 222H48V220H46ZM143 221V220H142ZM168 221V220H167ZM177 221V222H178ZM183 221V220H182ZM203 221V220H202ZM9 222V221H8ZM10 222V223H11ZM21 222V221H20ZM20 222H16V223H14L15 224V227H16V229H17V231L19 230V232H20V229H19V227L18 226H20L21 225V223ZM36 221L34 220V222L32 223V222H28V225L30 224V223H32L31 225H33V227H38V226H35V223ZM90 222V221H89ZM179 222H181V220L179 221ZM201 222V221H200ZM6 223V224H5ZM17 223H20L19 225L17 224ZM26 223H27V221H26ZM25 222H24V224L22 223V225L24 226H20L21 228H24V229H26L25 228V224H26ZM38 223V222H37ZM50 222H48V224H49ZM62 223V222H61ZM150 223V224H149ZM207 223V222H206ZM229 223V222H228ZM16 224L18 225V226H16ZM56 224H58V223H56ZM92 224H93V222H92ZM182 224H184V223H182ZM192 224V223H191ZM248 224V223H247ZM31 225H29V226H31ZM37 225V224H36ZM50 225V224H49ZM61 225V224H60ZM171 226H172V224H170ZM227 225V224H226ZM52 226H54L53 224H52ZM184 226H186V225H184ZM8 227V226H7ZM9 227H14V225L13 224H11V225H9ZM26 227H28V226H26ZM32 227V226H31ZM57 227H59V226H56V228ZM99 227H97V228H99ZM173 227L174 228H176V226H174L173 225ZM173 227H169L168 226V229L170 230V228H173ZM206 227H208V226H206ZM39 229H40V227H38ZM53 228H55V227H53ZM112 228H114V227H112ZM187 228V227H186ZM189 228V227H188ZM203 228V227H202ZM226 228V227H225ZM256 228V227H255ZM5 229V230H4ZM13 229V228H12ZM27 229H29V228H27ZM31 229H33V228H31ZM37 229V228H36ZM39 229H37V230H39ZM57 229H60V230H62V228L60 227V228H57ZM101 229H103V228H101ZM108 229V228H107ZM176 229H178V230H180V231H184V229H182V228H180L179 226L176 228ZM228 229V228H227ZM10 230V229H9ZM8 230V231H9ZM21 230H23V229H21ZM35 230V229H34ZM51 230H52V228H51ZM168 230V231H169ZM8 231H7V233H8ZM26 231V230H25ZM31 231V230H30ZM36 231V230H35ZM53 231V230H52ZM63 231H64V229H63ZM63 231H60V232H62V233H64ZM66 231V230H65ZM119 231V230H118ZM132 231H134L135 233H136V235H132ZM164 231H165V229H164ZM219 231V230H218ZM217 230H214L213 229V233H211V232H208V233H210V234H214L215 236H220V233L218 232ZM11 232H13V231H11ZM9 233V234H7V236L6 235H1L0 234V236H1V238H2V236H6L7 237V241H9L10 239L8 238L9 237V235L10 234H12V233ZM14 232H15V230H14ZM23 232V231H22ZM27 232H29V230L28 231H26V233ZM32 232V231H31ZM40 232V231H39ZM55 232H58V231H55ZM60 232H58V233H60ZM120 232V231H119ZM171 232V231H170ZM176 232H178L177 230H176ZM175 232V233H176ZM221 232V231H220ZM37 233H38V231H37ZM36 232H35V234H37ZM54 233V231L52 232V234ZM66 233V232H65ZM65 233H64V235H65ZM103 233V232H102ZM28 234H30V233H27V235ZM39 234H43V236H46V235H44V232L42 231V232H40V233H38L37 235H38V238H43V240H45L44 239V237L43 236H39ZM57 234V233H56ZM67 234H69L70 235V233H68L67 232ZM103 234H105V233H103ZM102 234V235H103ZM198 234V233H197ZM37 235H35V236H37ZM73 235V234H72ZM159 235V234H158ZM157 235V239H158V236ZM29 236V235H28ZM27 236V237H28ZM59 237V235L57 234V235H54V237ZM66 236V235H65ZM175 236V235H174ZM192 236H198V235H194V233H192ZM51 237V235L49 236L48 235V238H50ZM4 238L5 237H3L2 239L4 240ZM41 238V239H42ZM61 238H62V235H61V237H59V239L61 240ZM67 238V237H66ZM99 238H102V237H99ZM107 240L108 239H110V237L108 238V236L107 237H105ZM113 238V237H112ZM116 238V237H115ZM154 238V239H155ZM160 238V237H159ZM166 238V237H165ZM172 238V237H171ZM199 238V237H198ZM24 239L25 238H23V241H24ZM27 239H30L29 237L27 238ZM32 239H35V238H32ZM32 239L31 240H29V241H32ZM51 239V238H50ZM52 239H53V236H52ZM51 239V240H52ZM69 238H67V239H65V240H68ZM104 239V238H103ZM105 239V240H106ZM114 239V238H113ZM117 239V238H116ZM120 239V238H119ZM174 241H175V238H172ZM178 239V238H177ZM6 240V239H5ZM36 240V239H35ZM38 240V239H37ZM42 240V241H43ZM76 240V239H75ZM106 240V242H108ZM124 240V239H123ZM122 240V241H123ZM141 240V241H140ZM160 240V239H159ZM199 240V239H198ZM7 241H5V242H7ZM14 241V240H13ZM23 241H22V243H23ZM41 241V240H40ZM104 241V240H103ZM115 241H120V240H115ZM121 241V242H122ZM149 241V240H148ZM153 241H155V240H153ZM179 241V240H178ZM3 242V241H2ZM26 242H28V241H26ZM63 242V241H62ZM68 242H72V240L71 241H69L68 240ZM74 242H76V241H74ZM111 243L113 242L112 240L110 241ZM176 242V241H175ZM203 242V241H202ZM32 243H34L35 244V242H32ZM39 243V242H38ZM67 243V242H66ZM124 243H125V241H124ZM125 243V244H126ZM143 243V242H142ZM142 243H141V245H142ZM146 243V242H145ZM144 243V244H145ZM159 243V242H158ZM11 245L13 244V243H10ZM17 244V243H16ZM20 244H21V241H20ZM27 244V243H26ZM113 244V243H112ZM116 244V243H115ZM5 245V244H4ZM9 245V244H8ZM30 245H31V242H30ZM40 245V244H39ZM42 245V244H41ZM71 246H72V244H70ZM116 245H119V244H116ZM129 245V246H130ZM220 245H222V244H220ZM225 245V244H224ZM27 246V245H26ZM25 246V247H26ZM33 246V245H32ZM76 246H77V244H76ZM146 246V245H145ZM144 246V248L146 249L147 247H145ZM148 246V245H147ZM159 246H160V244H159ZM164 246V245H163ZM212 246V245H211ZM227 246H228V244H227ZM227 246H225V248L227 247ZM256 246L257 245H255V249H256ZM38 247V246H37ZM130 247H132V246H130ZM165 247V246H164ZM200 247H202V246H200ZM210 247V246H209ZM22 248H24V247H22L21 246V249ZM29 248V247H28ZM133 248H135V247H133ZM150 248V247H149ZM149 248H148V250H146L147 252L146 253H149L148 251H151L152 252V249L151 250H149ZM191 248V247H190ZM219 248V247H218ZM221 248H223L222 246H221ZM224 248V249H225ZM258 248V247H257ZM260 248V247H259ZM27 249V248H26ZM25 249V250H26ZM33 249V248H32ZM43 248H41V250H42ZM78 249V248H77ZM160 249V248H159ZM165 249V248H164ZM204 249V248H203ZM212 249H214V248H212ZM169 250H171V248L169 249ZM192 250V249H191ZM190 250V251H191ZM226 250H228V248H226ZM225 250V251H226ZM245 250V249H244ZM247 250V249H246ZM260 250V249H259ZM262 250V249H261ZM27 251L29 252V250L27 249ZM31 251V250H30ZM137 250H135L134 252H136ZM204 251H205V249H204ZM203 251V254H209V252H204ZM209 251V250H208ZM36 252H38V251H36ZM43 252H44V250H43ZM55 252V251H54ZM53 252V253H54ZM133 252V253H134ZM195 252V251H194ZM194 252H193V254H194ZM210 252H212V250L210 251ZM216 252V251H215ZM247 252V251H246ZM39 253H41V252H38V254ZM137 253V252H136ZM138 253H139V251H138ZM137 253V254H138ZM145 253V254H146ZM170 253V252H169ZM188 253H189V251H188ZM191 253V252H190ZM217 253V252H216ZM234 253V252H233ZM29 254H30V252H29ZM45 254V253H44ZM43 254V255H44ZM119 254H122L121 252L120 253H118L117 255H119ZM124 254V253H123ZM122 254V255H123ZM192 254V253H191ZM197 253L195 252V255H196ZM203 254L201 253L200 255H202L203 256ZM257 254L258 255H262V252L261 251H257ZM31 255V254H30ZM33 255V254H32ZM31 255V256H32ZM41 255V254H40ZM39 255V256H40ZM42 255V256H43ZM54 255H55V253H54ZM59 255V254H58ZM57 255V257H58V259L60 258V255L58 256ZM62 255V254H61ZM147 255V254H146ZM167 255V254H166ZM190 255V254H189ZM219 256L218 257H220V254H218ZM36 256V255H35ZM35 256H33L34 258H35ZM41 256V257H42ZM121 256V255H120ZM132 256V255H131ZM137 256V255H136ZM136 256H134V259L135 258H137ZM150 256V255H149ZM168 256V255H167ZM166 256V257H167ZM191 256H193V255H191ZM204 256H206V255H204ZM210 256H214V255H210ZM41 257H40V259H41ZM56 257V258H57ZM63 257V256H62ZM65 257V256H64ZM142 257V256H141ZM151 257V256H150ZM153 257V256H152ZM194 257V256H193ZM201 257V256H200ZM215 257V256H214ZM125 258H128V256L127 257H124V259ZM198 258V257H197ZM259 258V257H258ZM38 259V258H37ZM44 259V258H43ZM64 259V258H63ZM133 259V258H132ZM133 259V260H134ZM149 259V258H148ZM152 259V258H151ZM192 259V258H191ZM199 259V258H198ZM221 259V261H222V259H223V261L225 260L224 259V257L222 258H220ZM62 260V259H61ZM82 260V259H81ZM127 260V259H126ZM137 260H139V259H137ZM143 260V259H142ZM215 260H216V258H215ZM37 261V260H36ZM63 261V260H62ZM151 261V260H150ZM200 261H201V259H200ZM218 261V260H217ZM222 261V262H223ZM41 262V261H40ZM39 261H37V263L39 264L40 263ZM43 262V261H42ZM47 262V261H46ZM46 262H43V264L44 263H46ZM122 262V261H121ZM137 262V261H136ZM63 263H64V261H63ZM41 264V263H40ZM135 264V263H134ZM138 264H140V263H138ZM205 264H208L207 262L205 263ZM216 264V263H215Z\"/></svg>", "mask_w": 264, "mask_h": 264}]
</instances>
